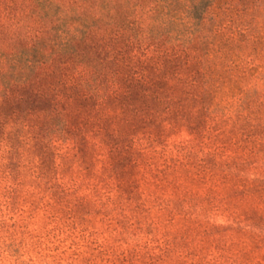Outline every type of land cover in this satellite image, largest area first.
Returning <instances> with one entry per match:
<instances>
[{
    "label": "rangeland",
    "instance_id": "rangeland-1",
    "mask_svg": "<svg viewBox=\"0 0 264 264\" xmlns=\"http://www.w3.org/2000/svg\"><path fill=\"white\" fill-rule=\"evenodd\" d=\"M36 2L51 18L52 28L35 47L15 53L0 49V89L1 84L28 82L55 54L69 52L75 40L84 37L94 15L113 12L117 2L130 6L131 17L143 29L148 45L159 54L151 61L159 66L162 75L197 79L200 83L197 93L192 90V97L189 91L167 87L161 91L187 101L189 113L183 110L184 115L176 118L163 112L159 105H143L141 96H136L127 108L115 102L107 103V109L98 116L92 101L72 99L70 105L67 90L60 86L54 90L58 101H45L27 94L16 103L18 114L40 106L51 111L55 118L51 125L54 130L51 129L48 137H41L43 141L38 139L36 144L34 139L25 143L26 158L36 161L37 173L39 169L47 179L46 187L54 188L63 179L72 186L82 184L89 177L96 181V165L109 160L113 163L106 166L105 177L114 178L116 173L118 177L131 178L134 171L123 157L124 148L130 146L129 157L140 162L137 175L141 173L149 178L155 174L163 178L162 188L152 189L155 193L150 196L151 199L158 196L155 201L160 204H167L165 199L170 198L165 205L167 211L161 217L162 223L164 217L179 208L183 209L181 215L187 220L192 218L188 214L202 211L201 224L193 222L192 228L177 214L178 219L169 224L171 230L181 225L174 236L187 237L207 227L219 242L221 237L231 236L230 242L238 244L227 248L218 246L219 252L226 253L229 264H264V191L256 192L248 183L236 182V194H233L234 189H229L227 183L216 185L215 180V174L234 180L245 170L255 172L264 181V0ZM99 79L102 82L99 86L103 84V88L105 78L101 75ZM54 87L50 86L47 91L50 93ZM11 102L14 107V101ZM6 111L9 112L8 107ZM85 113L89 117L84 120L81 116ZM218 118H236L240 122L239 128L228 133L232 142L240 144L238 150L225 152L215 148V135L224 128L215 124ZM58 120H65L64 125L68 127L64 129ZM94 120L99 126L93 124ZM33 123L40 128V120ZM39 132L43 133L39 130L37 134ZM40 143L49 144L50 150ZM137 149L140 154L136 155ZM11 186L18 193L22 189L16 182ZM174 189L180 194L176 196ZM100 190L104 195L97 193L93 199L96 203L106 199V192L103 188ZM116 194L118 200L119 192ZM152 206L148 211L138 210L136 224L127 232L131 242H143L154 235L153 231L149 233L152 228L148 223L158 214ZM205 219L213 225L207 226ZM239 225L246 231L240 230ZM0 251L19 264H35L14 242L1 235Z\"/></svg>",
    "mask_w": 264,
    "mask_h": 264
},
{
    "label": "trees",
    "instance_id": "trees-1",
    "mask_svg": "<svg viewBox=\"0 0 264 264\" xmlns=\"http://www.w3.org/2000/svg\"><path fill=\"white\" fill-rule=\"evenodd\" d=\"M130 11L128 4L117 2L113 12L104 16L95 14L84 37L76 39L69 52L55 54L26 83L1 84L0 235L14 242L23 255L35 264H229L226 253L219 252L218 246L238 245L230 242L231 236L221 237L219 242L207 227L187 237L174 236L181 225L170 229L169 224L178 219L177 214L190 228L195 226L193 222L201 224L199 216L202 211L188 214L192 218L187 220L185 215H181L183 209L179 208L164 217L162 223L161 217L167 211L165 205L169 204L170 198L165 199L167 204H160L155 201L158 196L153 199L150 196L155 193L152 189L162 188L163 178L155 174L149 175V178L141 173L137 175L136 168H139L140 162L129 157L130 146L124 148L123 157L134 171L131 172L133 177L124 179L115 173L114 178L108 179L103 172L113 161H101L96 165V181H91L92 177H89L82 184L73 183L74 186L63 179L54 188H47V179L41 175L43 172L36 171V161L26 158L28 150L26 152L25 143L34 139L36 144L38 139L48 137L51 129L54 130L51 125L55 123L51 111L47 112L40 106L27 112L22 110L23 115L16 112V103L27 94L45 101H58L54 90L60 86L67 90L66 98L70 100V105L72 99L92 101L98 116L107 109V103L115 102L127 108L136 96L143 98V105L161 106V110L171 117L184 115L183 110L188 112L187 101L164 95L161 91L165 87L189 91L192 97V90L197 93L200 83L197 79L162 75L159 66L151 61L159 54L148 45L143 29L131 17ZM50 21L51 18L40 10L36 0H0V49L15 53L35 47L52 28ZM101 75L105 78L103 88V84L99 86ZM50 86L55 87L49 93L47 89ZM193 97L197 98L194 94ZM86 117H89L86 113L81 116L84 120ZM39 120L41 124L37 129L33 122ZM58 123H62L64 129L68 127L64 125L65 120H58ZM239 123L236 118H218L215 124L224 127L215 135L218 151L229 152L240 148V144L232 142L228 134L239 128ZM93 124L99 126L97 120ZM39 130L43 133L37 134ZM42 145L50 150L49 144ZM137 154H140L138 149ZM233 179L215 174L216 185L223 182L228 184L229 189H234L236 182L241 185L248 183L256 192L264 191V181L253 171L244 170ZM15 182L22 186L19 193L11 186ZM85 188L88 190H83ZM102 188L106 199L96 203L93 200L96 194L104 195L100 190ZM172 191L178 193L176 196L180 194L177 189ZM235 191L233 194H236ZM116 192H119L118 200ZM151 206L158 214L155 220L148 223L152 228L149 233L153 231L154 235L143 242H131L127 232L136 224L138 210L148 211ZM103 212L104 216H101ZM205 223L213 225L209 219H205ZM239 228L246 231L242 225ZM0 264L19 263L0 251Z\"/></svg>",
    "mask_w": 264,
    "mask_h": 264
}]
</instances>
